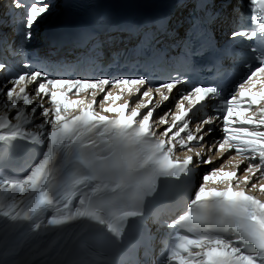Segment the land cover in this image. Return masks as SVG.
Listing matches in <instances>:
<instances>
[{
  "label": "snow or ice",
  "instance_id": "6c2138e0",
  "mask_svg": "<svg viewBox=\"0 0 264 264\" xmlns=\"http://www.w3.org/2000/svg\"><path fill=\"white\" fill-rule=\"evenodd\" d=\"M257 2L249 0V6ZM12 4L24 9L14 30L23 52L54 5L51 0ZM231 6V0H177V7L190 9L184 41L188 67L164 80L154 81L147 72L82 77L75 69L70 78L62 67L42 66L39 59L11 69L0 83V159L15 151L18 141L46 150L26 174L0 173L2 226L35 232L87 224L101 236L106 230L113 246H123L128 229L139 227L147 247L151 229L142 222L159 180L202 170L188 204L194 210L159 224L187 234H177L162 259L146 256L134 264H264V20L257 27L253 17L250 25L230 32L233 40L249 42L241 72L235 61L225 64L234 55L232 47L218 48L210 35L216 23H232ZM118 36L117 31L102 39L87 30L78 43L101 50ZM209 53L200 69L212 71L214 65L215 78L193 82L196 58ZM7 67L0 63V71ZM124 93L128 98L118 103ZM173 96L176 110H163ZM180 149L186 155L174 159ZM21 255L0 236V264H132L104 255L88 260L71 250L54 259Z\"/></svg>",
  "mask_w": 264,
  "mask_h": 264
},
{
  "label": "bare ground",
  "instance_id": "6f19581e",
  "mask_svg": "<svg viewBox=\"0 0 264 264\" xmlns=\"http://www.w3.org/2000/svg\"><path fill=\"white\" fill-rule=\"evenodd\" d=\"M3 1H0V10L3 6ZM21 12L19 17L21 16ZM51 15L49 16V18ZM6 32V30H5ZM84 94H81L83 96ZM128 95H124V98H127ZM35 99V96H32ZM75 98V97H72ZM22 103V101H21ZM46 106H50L47 105ZM98 110V108H97ZM33 130H35V126H33ZM46 150V149H44ZM211 186V185H210ZM19 198V197H18ZM264 198V197H262ZM6 218L0 216V236H7L11 242L14 244L15 248L22 253L20 259H27V258H35L39 257L41 260L45 258V255H48L50 258H57L59 251H66L67 250V241L72 236L76 223L72 226H67L66 228L54 231L53 235L49 238L45 239L42 238V234L50 229L41 228L35 233H31L32 231L29 229H24L19 226L16 229L9 230L6 227L2 226V222L5 221ZM46 223V220L44 221ZM66 244V245H65ZM55 256V257H54Z\"/></svg>",
  "mask_w": 264,
  "mask_h": 264
}]
</instances>
